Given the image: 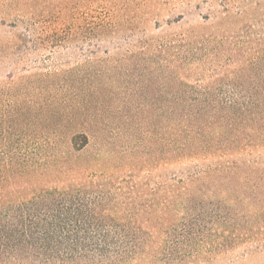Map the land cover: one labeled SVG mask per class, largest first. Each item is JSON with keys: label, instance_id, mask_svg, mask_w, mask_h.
I'll use <instances>...</instances> for the list:
<instances>
[{"label": "rangeland", "instance_id": "1", "mask_svg": "<svg viewBox=\"0 0 264 264\" xmlns=\"http://www.w3.org/2000/svg\"><path fill=\"white\" fill-rule=\"evenodd\" d=\"M263 54L264 0H0V159L26 160L32 189L110 179L128 202L169 195L205 221L225 206L232 228L210 218L207 244L243 224L242 240L154 264H264V141L176 155L158 112L178 84L221 107Z\"/></svg>", "mask_w": 264, "mask_h": 264}, {"label": "trees", "instance_id": "2", "mask_svg": "<svg viewBox=\"0 0 264 264\" xmlns=\"http://www.w3.org/2000/svg\"><path fill=\"white\" fill-rule=\"evenodd\" d=\"M161 53L157 51L156 57ZM235 82L221 107L203 105L202 94L195 89L174 87L176 104L158 111L165 146L170 141L176 155H181L264 141V54L250 59ZM217 129L219 133L213 134ZM78 140L80 146L87 144L85 135ZM26 164L13 156L0 159V264L181 263L210 252L201 250L211 240L204 230L210 218L220 219L225 230L232 228L225 206L215 205L213 217L205 221V211L194 213L192 205L184 206L180 215L169 195L159 204L128 202L117 192L120 188L113 189L110 179L32 189L24 185L34 179ZM231 185L230 176L223 187L233 191ZM182 195L177 194L188 197L189 193ZM242 226L222 237V244L220 237L207 246L220 248L242 240Z\"/></svg>", "mask_w": 264, "mask_h": 264}]
</instances>
